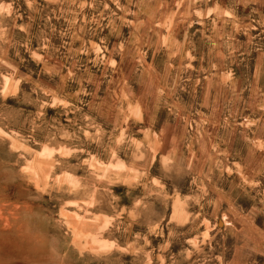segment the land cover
Here are the masks:
<instances>
[{"label": "rangeland", "instance_id": "1", "mask_svg": "<svg viewBox=\"0 0 264 264\" xmlns=\"http://www.w3.org/2000/svg\"><path fill=\"white\" fill-rule=\"evenodd\" d=\"M0 264H264V0H0Z\"/></svg>", "mask_w": 264, "mask_h": 264}]
</instances>
